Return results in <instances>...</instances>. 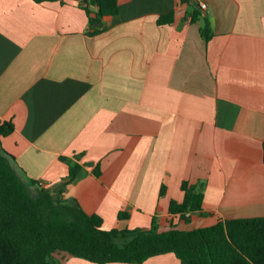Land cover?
<instances>
[{
  "label": "crops",
  "instance_id": "0c3cea01",
  "mask_svg": "<svg viewBox=\"0 0 264 264\" xmlns=\"http://www.w3.org/2000/svg\"><path fill=\"white\" fill-rule=\"evenodd\" d=\"M87 2L0 0V124L14 128L0 147L22 180L76 201L106 231L186 230L169 213L183 182L204 195L205 216L186 224L264 217V0H118L97 35ZM62 158L83 169L65 186Z\"/></svg>",
  "mask_w": 264,
  "mask_h": 264
},
{
  "label": "trees",
  "instance_id": "16d2710c",
  "mask_svg": "<svg viewBox=\"0 0 264 264\" xmlns=\"http://www.w3.org/2000/svg\"><path fill=\"white\" fill-rule=\"evenodd\" d=\"M85 10L90 35H97L104 31L97 25L117 15L119 4L118 0H88ZM198 16L203 23L201 33L209 41L213 37L210 22L200 13ZM173 20L174 14L169 13L160 16L158 23L167 25ZM13 130L11 123L0 124V136ZM62 161L70 167L65 186L75 182L83 169L67 158ZM33 186L34 190L22 180L13 157L0 147V264H57L55 255L61 253L94 264H143L168 254L180 264H264V217L218 221L194 230L171 225L169 230L160 231L154 221L147 230L106 231L101 217L88 215L76 201L62 200L37 183ZM181 188L184 200L171 201L169 213L186 223L192 215L205 216L199 187L183 182ZM165 193L162 186L160 197ZM119 218L128 215L120 213Z\"/></svg>",
  "mask_w": 264,
  "mask_h": 264
},
{
  "label": "rangeland",
  "instance_id": "374dc122",
  "mask_svg": "<svg viewBox=\"0 0 264 264\" xmlns=\"http://www.w3.org/2000/svg\"><path fill=\"white\" fill-rule=\"evenodd\" d=\"M196 226L195 223L193 224H186V223H183V228L186 229V230H194L196 229ZM170 228L166 227L165 225H163L162 227V230H169Z\"/></svg>",
  "mask_w": 264,
  "mask_h": 264
},
{
  "label": "built area",
  "instance_id": "2783aa9c",
  "mask_svg": "<svg viewBox=\"0 0 264 264\" xmlns=\"http://www.w3.org/2000/svg\"><path fill=\"white\" fill-rule=\"evenodd\" d=\"M201 7L203 10H206V8H207L206 4H202Z\"/></svg>",
  "mask_w": 264,
  "mask_h": 264
},
{
  "label": "water",
  "instance_id": "95a60500",
  "mask_svg": "<svg viewBox=\"0 0 264 264\" xmlns=\"http://www.w3.org/2000/svg\"><path fill=\"white\" fill-rule=\"evenodd\" d=\"M97 26L101 27V26H102V24L100 23V24H98Z\"/></svg>",
  "mask_w": 264,
  "mask_h": 264
}]
</instances>
